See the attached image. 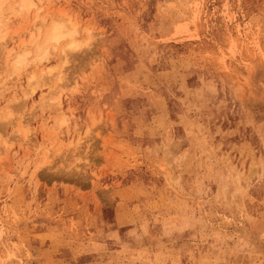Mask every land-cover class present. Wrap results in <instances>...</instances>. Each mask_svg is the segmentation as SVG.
I'll return each instance as SVG.
<instances>
[{"label": "rangeland", "instance_id": "374dc122", "mask_svg": "<svg viewBox=\"0 0 264 264\" xmlns=\"http://www.w3.org/2000/svg\"><path fill=\"white\" fill-rule=\"evenodd\" d=\"M32 1L0 11V264H264V0ZM66 16L95 42L31 92L59 49L12 56Z\"/></svg>", "mask_w": 264, "mask_h": 264}, {"label": "bare ground", "instance_id": "6f19581e", "mask_svg": "<svg viewBox=\"0 0 264 264\" xmlns=\"http://www.w3.org/2000/svg\"><path fill=\"white\" fill-rule=\"evenodd\" d=\"M5 1L6 0H0V3L5 4L4 3ZM13 1L12 2L14 3V5H17V7L14 8V10L15 11L17 10L18 13H22V12L27 13L31 8L35 6L32 0H13ZM54 21H58V19L57 20L51 19L50 21H46L44 18H41L40 19L41 23L37 29V32L29 36L30 38L29 42L31 48H25L21 52L16 53L14 56H12L13 58L10 62L12 69L15 70L16 72L21 69L23 70V68L26 66L28 67L29 65L28 63L35 64L46 61L47 57L50 54L49 52L50 50L59 49V54L61 57L60 60L61 66L59 67L60 70H58L56 75H54L53 70H55V68H47V70L45 71H40L39 78L35 77L34 73L30 74L29 77L27 78V82H29V86H30V89L28 90H30L31 92H33L34 87L47 86L50 79H52L53 76L55 77L56 82L53 83V85L55 86L52 92L55 91V89H57L58 87L64 86L62 82L63 80L62 68L67 63V53L77 51V50H73V48L68 47V45L71 42V38L70 35L65 32L64 29L59 27L57 28L51 27ZM1 39L2 37H0V40ZM24 44H25L24 42L21 43V45ZM45 75H48V79L42 81V77ZM32 82H34V87L31 86ZM9 117L10 114H8V116L5 118L10 119Z\"/></svg>", "mask_w": 264, "mask_h": 264}, {"label": "clouds", "instance_id": "9594fccd", "mask_svg": "<svg viewBox=\"0 0 264 264\" xmlns=\"http://www.w3.org/2000/svg\"><path fill=\"white\" fill-rule=\"evenodd\" d=\"M17 5L0 3V9H14ZM52 28H62L70 35L71 42L68 47L73 50H82L91 47L95 42V29L89 25L82 24L76 17L66 16L65 18L54 21Z\"/></svg>", "mask_w": 264, "mask_h": 264}]
</instances>
